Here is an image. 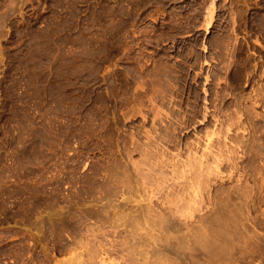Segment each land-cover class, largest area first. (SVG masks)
<instances>
[{"label": "rangeland", "instance_id": "1", "mask_svg": "<svg viewBox=\"0 0 264 264\" xmlns=\"http://www.w3.org/2000/svg\"><path fill=\"white\" fill-rule=\"evenodd\" d=\"M137 1L0 0V264H64L68 260L71 262L73 253L85 252L86 248H89L93 256H97L101 249L99 241H103L102 239L107 238L112 242L121 237H129L128 235H132L130 233L147 236L148 230L154 235H160L158 244L176 242L178 239L175 240L174 237L177 233L173 231V227L164 229L168 220L172 225L173 221L179 222L181 231L184 232L181 221L196 223L195 221L201 218L213 220L211 228L217 239L222 236V240L228 236L229 233L226 232L232 230L231 235L236 237L233 235L231 238L230 234L229 236L232 241L235 239V243L233 245L229 242L228 245L237 248V245L247 243L246 248L249 245L255 249L248 246V250L252 249L253 254L257 251L252 258H259V255L264 257V243L260 242V237L264 238V0ZM209 7H213V11ZM207 12L213 13H210V21L209 16H204L209 14ZM206 24L207 28L204 26ZM216 44L224 49L215 46ZM174 66L176 67L173 68ZM171 67L172 71L175 70L176 77L172 76ZM154 68L166 78L171 74L170 78L165 80V76L161 74L160 77L159 72L156 75ZM177 74L180 78L178 81ZM137 77L142 81V85L147 81L145 88L144 85L141 88V83V86L138 85ZM156 78L158 84L156 81L152 82ZM161 83L164 86H161ZM137 85L140 87L138 90L143 89L145 92L135 91ZM156 85H160L161 89L164 87L158 91L162 92L161 97L157 93V88H160ZM167 87H170V90ZM176 87L181 91H177ZM150 88L156 90L151 93L148 90ZM163 90H167L168 94L164 95ZM146 93L147 96L143 95ZM149 93H155L154 97ZM140 95L145 98L141 96V99L137 98L140 101H137L135 96ZM148 96L152 99L147 98ZM216 96L220 99L219 102ZM162 97L167 99V103L160 102ZM171 98L174 103L170 101ZM153 99L156 101H152ZM134 101L143 106H138ZM171 104H176L173 105L175 110L173 107L170 109ZM168 105L171 106L166 110ZM185 107H189V110ZM142 108L149 114L143 112ZM154 109H158L160 114ZM165 113L168 117L172 116V119L164 117ZM152 114L156 118L151 117ZM178 115L183 119L190 116L189 123L193 119L196 121L190 124L191 128L188 126L184 131H175L181 134V138L185 134L188 138L184 139L190 140L187 142L194 141V145L198 144L201 136L195 131L204 133V130L205 135L208 132L211 136L214 125L213 130L220 132L215 134L214 138L211 137L212 140L217 137L215 141L220 139L221 143L225 139L223 135L230 137L233 144L228 141L229 146L227 139L223 144L225 143L226 150L228 147L232 150L228 149L226 152L222 146L229 156L226 158L227 155H223L217 170H170L185 161L182 159L185 156L184 150L180 154L178 149L173 150L172 147H168L169 150L165 148V151L162 148L164 156L161 155V158L157 159L155 154L160 148L153 145L152 150H157L152 154L157 158L152 157L157 160L152 159L147 152L146 155L143 153L145 150L150 153L152 151L148 145L155 143L152 133L158 127L154 128L152 133L150 130L152 126H157L158 119L164 118L160 120L161 123L167 120L172 124ZM215 117L218 119L215 120ZM232 117L234 120H231ZM153 118L157 119L153 120L156 125L151 124ZM169 122L165 121L162 125L168 126ZM162 125L160 129L163 128ZM218 126L221 129H217ZM234 134L238 137L235 138L236 143L233 141ZM147 136L153 139L149 140ZM209 136L207 138L206 135L203 140L202 136L200 137L202 143L200 142L198 147H202L203 143L206 145L201 149L195 146L197 149H193L196 151L194 155L197 156L202 149L204 151L207 144L214 143L210 141ZM135 141H140L141 144H146L147 141L148 145L145 147L143 144L141 147V144ZM139 146L143 152L139 151ZM124 151L133 155L125 154ZM158 152L157 154H160ZM147 155L151 159L147 158ZM232 160L235 163L231 162ZM134 161L138 167H143L138 168L139 170L136 166L133 168ZM138 161L142 164L138 165ZM161 161L164 164L170 161L167 164L171 165L169 169H164L166 165L162 164L163 172L151 171V165L155 168ZM232 163L235 164L233 169ZM160 167L157 169L160 170ZM195 172L199 174V178ZM145 173L147 175H144ZM141 177H145L144 180L149 183ZM189 179L195 181L190 182ZM197 200L199 203H193ZM226 204L229 212L225 210ZM140 205H144V210L149 205L148 211L154 208L150 213L155 210L160 218L155 217L156 221H151L152 218L138 219V216L144 215V212H139ZM137 211L140 215L136 218ZM117 212V217L111 215H117ZM224 212L228 215L223 214ZM221 213L227 216L228 221ZM151 214V217L156 215ZM178 218L180 221L177 222ZM221 223L227 224H224L228 228L226 231ZM256 237L260 239L259 242L253 239ZM217 239H214L207 249L202 247V251L209 250L208 254L214 257L213 260H218L217 262L222 257L225 260L220 262L227 263L226 258L232 254L234 257L238 256L241 248H244L238 246L241 250L233 253V249H237H232L225 243L219 245L220 239ZM250 239L253 241L252 245L249 243ZM236 240L237 243L245 240L247 242L236 244ZM68 245L73 248V251L69 249L72 254L68 253ZM224 245L227 249L230 247V250L225 251ZM192 247L201 246L195 243ZM256 255L258 256L255 257ZM246 259L238 264L248 263L249 259ZM253 260L252 262L257 264L264 263V259L263 263L256 262L258 259ZM96 261L97 258L93 260L97 264ZM169 263L173 264V258L165 264Z\"/></svg>", "mask_w": 264, "mask_h": 264}, {"label": "bare ground", "instance_id": "2", "mask_svg": "<svg viewBox=\"0 0 264 264\" xmlns=\"http://www.w3.org/2000/svg\"><path fill=\"white\" fill-rule=\"evenodd\" d=\"M137 1V0H136ZM138 2V1H137ZM140 2H142V1H140ZM144 3V2H143ZM145 3H146V1H145ZM144 3V4H145ZM148 3V2H147ZM139 4H141V3H139ZM143 4H141V6H142ZM207 6H210V5H207ZM160 9V8H159ZM209 9H214L213 7H209ZM208 9L206 8V11H207ZM210 10V11H211ZM141 11V10H140ZM213 11V10H212ZM119 12V11H118ZM154 12V11H153ZM198 13V12H197ZM207 13H209V12H207ZM210 13H212V12H210ZM207 14V15H204V16H206L205 18H207V16H209L208 17V21H210L209 19L212 17V15L211 14ZM213 14V13H212ZM123 15V14H122ZM210 15H211V17H210ZM203 16V17H204ZM116 17H117V15H116ZM115 17V18H116ZM200 17V16H199ZM120 19V18H119ZM126 19V18H125ZM133 19V18H132ZM189 19V18H188ZM113 20V19H112ZM127 20V19H126ZM204 20H206V19H204ZM195 21V20H194ZM207 21V20H206ZM206 21H204V22H206ZM208 21H207V23H208ZM134 22H135V20H134ZM203 22V24H205ZM122 23H124L123 21H122ZM126 23V22H125ZM124 23V24H125ZM130 23V22H129ZM211 23V22H210ZM192 24V23H191ZM199 24V23H198ZM178 25V24H177ZM212 25V24H211ZM118 26H120V25H118ZM129 26V25H128ZM204 26H206L205 28H207V24L206 25H204ZM121 27V26H120ZM131 27V26H130ZM172 27V26H171ZM173 27H175V26H173ZM179 27V26H178ZM177 27V28H178ZM194 27V26H193ZM176 28V29H177ZM182 28V27H181ZM180 28V29H181ZM188 28V27H187ZM171 29H173V28H171ZM175 29V28H174ZM183 29V28H182ZM117 30V29H116ZM178 30V29H177ZM134 32V31H133ZM170 31L168 30V33H169ZM138 33V32H137ZM167 33V34H168ZM172 33V32H171ZM177 33V32H176ZM162 34V33H161ZM166 34V35H167ZM176 35V34H175ZM169 36H171V35H169ZM174 36V35H173ZM114 38V37H113ZM174 38V37H173ZM166 39V38H165ZM219 39V38H218ZM164 40V39H163ZM176 41L175 39H172V41ZM221 42V41H220ZM113 43V42H112ZM116 43V42H115ZM147 43V42H146ZM217 43V42H216ZM222 43V42H221ZM211 44V43H210ZM212 45V44H211ZM219 45V44H218ZM217 44L215 45V46H218ZM227 45V44H226ZM114 46V45H113ZM223 46V45H222ZM112 47V46H111ZM218 47H220L221 48V46H218ZM226 47V46H225ZM114 48H115V46H114ZM190 48V47H189ZM184 49V48H183ZM188 49V48H187ZM221 49H224V48H221ZM227 51H228V49H226ZM230 51H232L231 49H229ZM113 51V50H112ZM190 52V51H189ZM229 52V51H228ZM232 53V52H231ZM228 54H230V53H228ZM224 55V54H223ZM188 57H189V55H188ZM228 57H230V56H228ZM221 58V57H220ZM226 58V57H225ZM157 59V58H156ZM226 60V59H225ZM229 60V59H228ZM229 62H231V61H229ZM115 63H116V61H115ZM153 64V63H152ZM181 64V63H180ZM194 64V63H193ZM159 65V64H158ZM162 65V64H161ZM227 65V64H226ZM154 66H155V64H154ZM157 66V65H156ZM165 66V65H164ZM167 66V65H166ZM177 66V65H176ZM176 66H174L173 68H175ZM158 68H160V66H157ZM178 67H179V65H178ZM182 67V66H181ZM180 67V68H181ZM226 67V66H225ZM167 68H169V67H167ZM166 68V69H167ZM187 68H188V66H187ZM113 69V68H112ZM140 69H142L141 67H140ZM154 69H156V68H154ZM171 69V71H172V67L170 68ZM225 69V68H224ZM115 70V69H114ZM148 70V69H147ZM177 70L178 69H176V72H177ZM180 70V69H179ZM118 71V70H117ZM148 71H150V70H148ZM171 71H169V72H171ZM175 71V70H174ZM174 71H172L173 73H172V76H175L176 77V73H174ZM184 71V70H183ZM137 72V71H136ZM139 72V71H138ZM144 72H146V71H144ZM153 72V71H152ZM151 72V73H152ZM155 72V71H154ZM159 72V71H158ZM157 69H156V75H157ZM177 73H179V71L177 72ZM133 74V73H132ZM136 74V73H135ZM138 74V73H137ZM161 74L162 73H160L159 72V76L160 77H162V76H165V75H163L162 74V76H161ZM168 74V73H167ZM174 74V75H173ZM139 75V74H138ZM137 75V76H138ZM150 75V74H149ZM171 75V74H170ZM170 75L169 76H167V78L169 77L170 78ZM235 75V74H234ZM140 77V76H139ZM139 77H137L136 79H137V83H138V85L142 82H140L139 81ZM144 77H146V76H144ZM144 77H141V78H144ZM155 77V76H154ZM175 77H173V78H175ZM187 77V76H186ZM112 78V77H111ZM125 78H126V76H125ZM128 78V77H127ZM148 78V77H147ZM150 78V77H149ZM148 78V79H149ZM165 78H166V76H165ZM167 78L165 79V80H167ZM177 81L180 79L179 78V75L177 74ZM181 78H182V76H181ZM207 78V77H206ZM144 79H146V78H144ZM144 79H142V80H144ZM151 79V78H150ZM153 79H155V78H153ZM164 78H162V80H163ZM132 80V79H131ZM152 80V79H151ZM160 80V79H159ZM161 80V81H162ZM168 80H170V79H168ZM182 80V79H181ZM218 80V79H217ZM145 81V80H144ZM143 81V82H144ZM157 83H156V82ZM170 81H172V79L170 80ZM170 81H167V82H170ZM173 81H174V79H173ZM133 82V81H132ZM150 82V81H149ZM152 82H154V83H156V84H158V80H157V78H156V80H153ZM175 82V81H174ZM111 83H113V82H111ZM135 83V82H134ZM136 83V84H137ZM146 83V85H147V81L145 82ZM145 83H143V85L145 84ZM162 83H166V82H164V81H162ZM161 83V86H164L163 84ZM171 83V82H170ZM124 84V83H123ZM160 84V83H159ZM167 84V83H166ZM165 84V85H166ZM172 84V83H171ZM174 84V83H173ZM195 84V83H194ZM219 84V83H218ZM112 85V84H111ZM114 85V84H113ZM138 85H137V87H136V89H134L135 91L136 90H138L137 88H139L140 89V87H138ZM141 85H142V83H141ZM141 85H139V86H141ZM143 85H142V87L141 88H143ZM146 85H144V88H145V86ZM149 85H151V84H149ZM152 85H154V84H152ZM170 85V84H169ZM217 85V84H216ZM115 86V85H114ZM133 86V85H132ZM156 86H158V85H156ZM156 86H153V88L154 87H156ZM160 86V85H159ZM158 86V87H159ZM176 86V85H175ZM175 86H173L172 85V87H175ZM149 87V86H148ZM166 87V86H165ZM171 87V86H170ZM170 87H167L168 89L170 88ZM121 88V87H120ZM147 88V87H146ZM153 88H150V89H148L149 91H151V93H153L152 91H155ZM160 88V90H158V88H157V93H159L158 91H161L162 89H161V87H159ZM166 88V89H167ZM182 88V87H181ZM171 89H173V88H171ZM178 89H180V88H178ZM178 89H177V87H176V90L178 91ZM109 90V89H108ZM112 90V89H111ZM122 90V89H121ZM141 90H143V89H141ZM141 90H138V92L139 91H141ZM147 90V89H146ZM147 90V91H148ZM170 90V89H169ZM175 90V91H176ZM220 90V89H219ZM144 92H145V90H143ZM146 91V92H147ZM163 91H165L164 92V95H166V94H168V92L166 93V91L167 90H163ZM180 91H181V89H180ZM183 91V90H182ZM223 91V90H222ZM138 92H136V94L138 95ZM170 92V91H169ZM192 93H193V95H194V92L193 91H191ZM125 93V92H124ZM135 93V92H134ZM156 93V92H155ZM154 93V94H155ZM162 92H160L158 95H160ZM186 93H188V91L186 92ZM185 93V94H186ZM139 94H141V92L139 93ZM147 94L148 93H146V94H143V95H146L147 96ZM150 94V93H149ZM153 94V95H154ZM173 94H175V92L173 93ZM176 94H178V92L176 93ZM181 94V93H180ZM113 95V94H112ZM111 95V96H112ZM134 95V94H133ZM143 95H140L139 97L138 96H135L134 98L137 100V98H142L141 96H143ZM150 95H152V94H150ZM149 95V96H150ZM152 95V96H153ZM170 95H172V92H171V94H169L168 95V97H169V99H170ZM182 95V94H181ZM187 95V94H186ZM188 95H189V93H188ZM193 95H192V97H193ZM115 96V95H114ZM130 96V95H129ZM149 96L147 97V98H149ZM162 95H160V97H161ZM176 96V95H175ZM174 96V97H175ZM178 96H180V95H178ZM223 96V95H222ZM154 97V96H153ZM158 97V96H157ZM157 97H156V99H157ZM166 97V96H165ZM165 97H162V98H164V99H162L161 98V100H160V102H166L165 100H167ZM167 97V98H168ZM172 97V96H171ZM177 97V96H176ZM218 96H216L215 98L216 99H218L217 98ZM220 97V96H219ZM224 97V96H223ZM127 98V97H126ZM143 98H145L144 96H143ZM159 98V97H158ZM185 98V97H184ZM190 98V97H189ZM195 98V97H194ZM113 99V98H112ZM121 99H122V97H121ZM120 99V100H121ZM149 99H152V97L151 98H149ZM156 99H153L152 101H156ZM172 100H170V101H172L173 102V98H171ZM176 99V98H175ZM147 100V99H146ZM181 100H182V98H181ZM195 100V99H194ZM219 100L220 99H218V102H219ZM132 101V100H131ZM137 101H140V100H137ZM137 101H134L136 104L137 103H139V102H137ZM145 101V100H144ZM148 101H150V100H148ZM169 101V100H168ZM169 101V102H170ZM184 101V100H183ZM133 102V101H132ZM142 102V101H141ZM140 102V103H141ZM159 102V101H158ZM169 102H168V104H169ZM175 102V101H174ZM173 102V103H174ZM177 102H179V100H177ZM191 102V104H193L192 103V101H190ZM194 102V104H195V101H193ZM217 102V103H218ZM123 103V102H122ZM148 103H150V102H148ZM155 103V102H154ZM153 103V105H155ZM167 103V102H166ZM171 103V102H170ZM186 103H188L187 102V100H186ZM121 104V103H120ZM151 104V103H150ZM180 104V103H179ZM190 104V103H189ZM212 104H214V103H212ZM221 104V103H220ZM235 104V103H234ZM138 105V104H137ZM161 105V104H160ZM164 106H165V104H163ZM172 105V104H171ZM171 105H168V106H166V107H168V108H166V107H164V106H162V107H164V109L166 108V110L167 109H169V107L171 106ZM174 105V104H173ZM171 106L170 107V109L173 107L174 108V106L176 105H174V106ZM188 105V104H187ZM218 105V104H217ZM216 105V106H217ZM136 106V105H135ZM138 106H141L140 104L138 105ZM142 106H143V104H142ZM141 106V107H142ZM150 106H152V105H150ZM156 106V105H155ZM194 106V105H193ZM137 107V106H136ZM136 107H135V111H136ZM192 107V106H191ZM195 107H196V105H195ZM220 107V106H219ZM131 108V107H130ZM152 108H154V107H152ZM155 108H157V106L155 107ZM186 108V107H185ZM187 108H189V107H187ZM186 108V110L188 111L189 109H187ZM115 109V108H114ZM137 109H138V111L140 110L138 107H137ZM143 109L144 108H142V111H143ZM159 109V112H160V107L158 108ZM158 109H156V111H155V109H154V111L155 112H157V110ZM176 108H174V110H175ZM180 109H181V107H180ZM179 109V111H181ZM193 108H191V110H192ZM195 109V108H194ZM133 110V109H132ZM150 110H151V108H150ZM183 110V109H182ZM185 110V111H186ZM204 110V109H203ZM238 110V109H237ZM125 111V110H124ZM153 111V110H152ZM153 111V113H155ZM162 111V110H161ZM168 111H170V110H168ZM167 111V112H168ZM173 111V110H172ZM178 111V110H177ZM184 111V110H183ZM183 111H181V112H183ZM187 111L185 112V114L187 113ZM195 111H196V109H195ZM206 111V110H205ZM217 111L218 110H216V113H217ZM232 111V110H231ZM114 112V111H113ZM131 112V111H130ZM143 112H145V111H143ZM165 112V111H164ZM171 112V111H170ZM174 112H176V111H174ZM191 112V111H190ZM189 112V113H190ZM194 112V111H193ZM214 112V111H213ZM122 113V112H121ZM132 113H133V111H132ZM140 113V112H139ZM145 113H147V112H145ZM161 113V112H160ZM160 113H158L157 112V114H160ZM169 113V112H168ZM172 113V112H171ZM171 113H169V115H171ZM178 113H180V112H178ZM192 113V112H191ZM196 113V112H195ZM195 113H194V115H195ZM221 113V112H220ZM230 113V112H229ZM137 114V113H136ZM141 114V113H140ZM147 114H149V113H147ZM156 114V113H155ZM157 114L155 115V116H157ZM163 113H161V115H162ZM166 114V113H165ZM175 115H176V113H174ZM184 114V113H183ZM183 114L182 115H180V116H183ZM197 114V113H196ZM225 114V113H224ZM236 114V113H235ZM139 115V114H138ZM153 115V116H152ZM151 115V117H155L154 116V114H152ZM179 115H178V118H179ZM192 115V114H191ZM203 115H205V114H203ZM202 115V116H203ZM213 115V114H212ZM211 115V116H212ZM214 115H215V113H214ZM238 115V114H237ZM127 116V115H126ZM140 116V115H139ZM143 116V115H142ZM167 116V119L168 118H171L172 116H170V117H168V114H166V115H164V117H166ZM186 116H187V114H186ZM185 116V119H183V117L181 118H179V120L176 122V120L178 119V118H174V120L172 121V124H171V122H169V121H167V120H165L166 122H169V124H168V126H167V124L165 125V126H163L164 125V122L163 123H161L160 122V120L161 119H158L159 120V122H158V124L160 123V125H162L163 126V128H164V132H163V128L162 129H160V125L158 126V124H157V126H155V127H153L152 126V128H151V130H150V133H152L151 131H154V128H156V127H158V131L160 132V130H162V132H158L157 130H155V132H156V134H158V135H156L155 134V132H153L152 133V137H154V140H155V143L154 144H149L148 145V143H147V141H146V144L145 143H143V144H145L144 146L145 147H147V145L149 146V148H150V150H152V146L154 145L155 147H159L160 148V151L162 150V148H163V151H165V148H167L168 149V147H172V149L173 150H176V149H178L177 151L179 152L180 151V154H181V151H183L184 150V152H185V154L183 153V155H185L186 156V158H185V156H183V158L182 159H185V161L183 160L182 161V159H180L181 161V164H179L178 166H175V167H172V168H170V170L171 169H173V170H190V172H192L191 170H213L214 168V170H217L218 169V167L221 165V163H220V161H221V158L223 157V155L225 156V155H227L226 154V152H228L229 150L228 149H230V150H232L231 149V147H228V149L226 150V145H225V143L223 144V142H224V140L225 139H227V144H228V141H230V137L228 138V136L226 137V136H224L223 135V137L225 138L221 143H220V137L218 138L219 140H217V141H215L216 139H217V137H215L216 139L214 140H212V138L211 137H213L215 134H218L219 132H217V130H216V132L213 130L214 128H215V125H214V128H212V132L210 133V135L211 136H209V134H207L206 133V135H207V138H208V136H209V138H211V140L210 141H214V143H212V144H207V146L206 147H208V145H209V148H207V150H206V147H205V150L206 151H209V152H207L206 153V151L204 150L203 151V149L202 150H200L198 153L199 154H197V156L196 155H194V154H196L195 152L196 151H194L193 149H197V148H195V146L196 147H198L199 145V143L201 142L202 143V141H200L201 140V138H202V140L203 139H205L204 137H206V135H205V132L206 131H204V130H202L204 133H199L200 131H195V132H198V134H201V138L199 137V135H198V137H199V142H197V138L198 137H196L195 138V140H196V142L198 143L197 145H194V143L192 142V144H189V143H191V142H187V141H190V140H187L186 141V139L188 138H186L185 137V134L183 135L184 137H182L181 138V134H178V133H176V132H178V131H180V130H183L184 131V129L186 128V129H188V126H190V124L191 123H194V122H196V121H193L194 119V117L192 118L193 120H191V122L189 123V119L191 118L189 115V119L187 118ZM193 116V115H192ZM196 116V115H195ZM217 116V115H216ZM128 117H129V115H128ZM158 117V116H157ZM159 117H162V116H159ZM173 117H177V116H174L173 115ZM205 117V116H204ZM203 117V121H205V118ZM213 117V116H212ZM113 118V117H112ZM130 118V117H129ZM128 118V119H129ZM156 118V117H155ZM216 118L217 117H215L214 119L216 120ZM224 118V117H223ZM126 119V118H125ZM132 119V118H131ZM143 119H145V117H143ZM172 119V118H171ZM181 119H183V120H181ZM218 119V118H217ZM124 120V119H123ZM142 120V119H141ZM149 120H150V118H149ZM156 121L154 118L152 119V121ZM162 120H164V118L162 119ZM161 120V121H162ZM170 120V119H169ZM201 120V121H202ZM231 120H234V118L232 117L231 118ZM231 120H229L230 121V123H233V121L231 122ZM112 121H114V120H112ZM151 122V124L152 123H155V122ZM174 121H175V123H174ZM193 121V122H192ZM124 122V121H123ZM217 122V121H216ZM218 122L220 123V121L218 120ZM202 123V122H201ZM241 123V122H240ZM137 124V123H136ZM214 124V123H213ZM229 124V123H228ZM237 124H238V121H237ZM155 125H156V123H155ZM232 125V124H231ZM192 126V125H191ZM191 126H190V128H191ZM221 126V125H220ZM167 127V128H166ZM233 127V126H232ZM210 128H211V126H210ZM219 128V126L217 127V129ZM227 128H228V126H227ZM139 129V128H138ZM165 129H167L166 131H165ZM198 129V128H197ZM204 129V128H203ZM219 129H221V127L219 128ZM228 129H230V128H228ZM206 130V129H205ZM226 130V129H225ZM138 131V130H137ZM144 131V130H143ZM176 131V132H175ZM186 131V130H185ZM209 132H210V130H208ZM187 132V131H186ZM225 132H227V131H225ZM120 133V132H119ZM146 133V132H145ZM180 133V132H179ZM182 133V132H181ZM222 133V132H221ZM235 133H237V132H235ZM129 134H131V133H129ZM147 134V133H146ZM149 134V133H148ZM153 134L155 135V136H153ZM145 135V134H144ZM204 135V136H203ZM119 136V135H118ZM117 136V137H118ZM130 136V135H129ZM129 136L127 137V138H129ZM232 136H233V134H232ZM231 136V138H233ZM132 137V136H131ZM144 137V136H143ZM149 136H147V138H148ZM151 137V136H150ZM149 137V138H150ZM155 137H157L156 139H155ZM184 138H186V139H184ZM192 138H194V136L192 135ZM214 138V137H213ZM235 138H238L237 137V135H236V137H235V134H234V139H233V141L235 140ZM136 139V138H135ZM139 139V138H138ZM137 139V140H138ZM151 139H153V138H150L149 140H151ZM221 139H222V137H221ZM229 139V140H228ZM140 140V139H139ZM154 140H153V142H154ZM156 140H158V142H156ZM183 140H185V141H183ZM131 141H132V139H131ZM236 141H237V139L235 140V143H236ZM241 141V140H240ZM123 142V141H122ZM136 143H137V141H135ZM140 142V141H139ZM137 143V144H141V143ZM148 142H150V141H148ZM205 142H206V140H205ZM226 142V141H225ZM232 141H230L229 142V144L231 143ZM152 143V142H151ZM208 143V142H207ZM234 143V144H235ZM143 144H141L140 146L142 147L143 146ZM196 144V143H195ZM204 144L206 145V143H203V145H202V147L204 146ZM214 144V145H213ZM228 144V145H229ZM231 144H233V142L231 143ZM122 145V144H121ZM131 145V144H130ZM151 145V146H150ZM192 145H193V147H192ZM236 145H238V143L236 144ZM139 146V147H140ZM210 146H211V148L212 149H210ZM222 146H224V148H225V150H226V152H225V150L222 148ZM230 146V145H229ZM141 147H140V149H139V151L141 150ZM201 147V145H200V147H198V148H202ZM233 147V146H232ZM136 148H138V146L136 147ZM204 148V147H203ZM133 149V148H132ZM145 149H147V148H145ZM154 149V148H153ZM166 149V150H167ZM208 149H210V150H208ZM223 149V150H222ZM157 150V149H156ZM156 150L154 151V150H152L151 151V153L149 152V150H145L144 152H143V150H141L145 155H146V153L145 152H147V154H149L150 156H151V158L153 159V158H155L156 156H158V158L157 159H159V157L161 156V155H163L164 153H163V151H159V149H158V151L160 152V154H157V152H156ZM169 150V149H168ZM171 150V149H170ZM235 150V149H234ZM237 150V149H236ZM126 151H128V150H126ZM132 151V150H131ZM130 151V152H131ZM134 151V150H133ZM154 151V152H153ZM176 151V152H177ZM201 151H203L201 154H200V152ZM125 152V151H124ZM123 152V153H124ZM152 152L155 154V152H156V156L154 155V154H152ZM158 152V153H159ZM168 152V151H167ZM177 152V153H178ZM194 152V153H193ZM223 152H225V154H222ZM122 153V154H123ZM126 153H128V152H125V154ZM138 153V152H137ZM143 153H142V155H143ZM171 153V152H170ZM208 153H210V154H208ZM234 153V152H233ZM124 154V155H125ZM129 154V153H128ZM130 154H132V153H130ZM129 154V155H130ZM167 154V153H166ZM165 154V155H166ZM187 154V155H186ZM133 155V154H132ZM145 155H143V156H145ZM139 156V155H138ZM150 156H146L147 158H149ZM152 156H155V157H152ZM164 156V155H163ZM162 156V157H163ZM177 156V155H176ZM176 156H175V158H176ZM181 156V155H180ZM229 156V154L226 156V158ZM234 156V155H233ZM126 157V156H125ZM131 157V156H130ZM166 157V156H165ZM173 157V156H172ZM151 158H149V159H151ZM155 158V159H156ZM161 158V157H160ZM179 158V157H178ZM181 158V157H180ZM234 158V157H233ZM128 159V158H127ZM141 159V158H140ZM139 159V160H140ZM146 159V158H145ZM145 159L143 160V161H145ZM148 159V160H149ZM156 159V160H157ZM165 159V158H164ZM170 159V158H169ZM169 159H166V161L167 160H169ZM230 159V158H229ZM147 160V159H146ZM163 160V159H162ZM172 160V159H171ZM174 160V159H173ZM177 160V159H176ZM234 160V159H233ZM233 160L231 161V162H233ZM237 160V159H236ZM133 161V160H132ZM142 161V162H143ZM160 161V160H159ZM163 161H165V160H163ZM163 161H161L160 162V165L158 166V163L156 164L158 167H160L162 164L163 165H166L167 166V164L170 162H168V163H166V164H164L163 163ZM179 161V160H178ZM230 161V160H229ZM135 162V161H134ZM140 161H138V165H141L142 163L140 162ZM150 162H151V160H150ZM154 162V161H153ZM172 162V161H171ZM180 162H178V163H180ZM174 163H175V161H174ZM174 163H173V165H174ZM219 163H220V165H219ZM233 163H235V161L233 162ZM231 164V169H233V166L235 165V164ZM237 163V162H236ZM155 164V163H154ZM172 164V163H171ZM145 165V164H144ZM156 165H155V168H154V165H151L152 167H153V169H152V167L149 165L148 166V168L150 169V167H151V171L153 170H157V171H159L160 173L161 172H163L162 170H163V167L164 166H161L160 167V170H161V168H162V170L160 171L159 169H157L158 167H156ZM236 165H239V164H236ZM132 166V165H131ZM130 166V167H131ZM135 166H136V168L138 169V168H140V167H143V165L142 166H140V167H138L137 165H136V162L134 163V166H133V168H135ZM164 167V169H169L168 167H170L171 165H169V166H167V167ZM228 166V165H227ZM228 167H230V163H229V166ZM235 167V166H234ZM213 168V169H212ZM217 168V169H216ZM107 169V168H106ZM136 169V170H137ZM145 169V168H144ZM166 169V170H167ZM236 169V168H235ZM133 170V169H132ZM139 170V169H138ZM140 170H142V169H140ZM146 170V169H145ZM227 170H228V168H227ZM156 171V172H157ZM136 172V171H135ZM147 173H148V175L150 174V172H148V171H146ZM159 172H157V173H159ZM200 172V171H199ZM215 172V171H214ZM228 172H230V170L228 171ZM138 173V172H137ZM143 173H144V171H143ZM147 173H145L144 175H147ZM152 173V172H151ZM154 173V172H153ZM160 173H159V176H160ZM173 173V172H172ZM177 173V172H176ZM196 173V172H195ZM201 173H202V171H201ZM225 173H226V171H225ZM165 174V173H164ZM223 174V173H222ZM143 174H141V176H142ZM155 175H157V174H155ZM193 175V174H192ZM205 175V174H204ZM228 175V174H227ZM237 175V174H236ZM242 175V174H241ZM138 176V175H137ZM153 176V175H152ZM166 176V175H165ZM200 176H201V174H200ZM220 176H221V174H220ZM223 176V175H222ZM104 177V176H103ZM147 177V176H146ZM149 177V176H148ZM162 177V176H161ZM192 177V176H191ZM196 177L197 178H199V174H197L196 173ZM195 177V178H196ZM237 177V176H236ZM140 178V177H139ZM145 178V177H144ZM144 178H142L141 177V179H143L144 180ZM151 178V177H150ZM149 178V179H150ZM156 178V177H155ZM189 178V177H188ZM194 178V177H193ZM192 178V179H193ZM224 178V177H223ZM228 178V177H227ZM140 179V180H141ZM146 179V178H145ZM169 179V178H168ZM191 179V178H190ZM190 179H189V181H190ZM222 179V178H221ZM142 180V182H144V181H146V180H144L143 181ZM148 180V179H147ZM162 180V179H161ZM200 180V179H199ZM237 180V179H236ZM238 180H240V178L238 179ZM237 180V181H238ZM151 181V180H150ZM191 181H195V180H191ZM190 181V182H191ZM206 181H208V180H206ZM223 181V180H222ZM224 181H227V180H224ZM243 181V180H242ZM137 182V181H136ZM141 182V181H140ZM146 182H148L149 183V181H146ZM152 182H153V180H152ZM190 182H188V184L190 183ZM225 183V182H224ZM229 183V182H228ZM123 184H124V182H123ZM143 184V183H142ZM151 184V183H150ZM192 184V183H191ZM124 185H126V183L124 184ZM128 185V184H127ZM138 185H140V184H138ZM173 185V184H172ZM226 185V184H225ZM123 186V185H122ZM144 186V185H143ZM241 186V185H240ZM127 187V186H126ZM150 187V186H149ZM190 188H191V186H189ZM206 187V186H205ZM205 187H204V190H205ZM228 187V186H227ZM232 187H234L233 185H232ZM243 187V186H242ZM145 188V187H144ZM226 188V187H225ZM130 189V188H129ZM133 189V188H132ZM150 189V188H149ZM193 189V188H192ZM191 189V190H192ZM208 189V188H207ZM219 189V188H218ZM237 189V188H236ZM131 190V189H130ZM134 190V189H133ZM190 190V189H189ZM194 190V189H193ZM225 190V189H224ZM229 190V189H228ZM167 191V190H166ZM175 190H173V192H174ZM215 191V190H214ZM127 192H128V190H127ZM230 192H231V190H230ZM239 192H240V189H239ZM176 193H177V191H176ZM218 193V192H217ZM235 193V192H234ZM245 193V192H244ZM233 194V193H232ZM240 194V193H239ZM243 194V193H242ZM174 195V194H173ZM182 195V194H181ZM181 195H179V196H181ZM237 195V194H236ZM178 195H176V197H177ZM228 196V195H227ZM230 196V195H229ZM233 196V195H232ZM149 197V196H148ZM153 197V196H152ZM152 197H150V198H152ZM165 197V196H164ZM196 197V196H195ZM207 197H208V195H207ZM104 198V197H103ZM124 198V197H123ZM201 198V197H200ZM229 198V197H228ZM235 198V197H234ZM99 199V198H98ZM125 199H126V197H125ZM144 199V198H143ZM154 199H155V197H154ZM162 199V198H161ZM168 199V198H167ZM193 199V198H192ZM209 199V198H208ZM245 199V198H244ZM103 200V199H102ZM148 200V202H149V199H147ZM151 200V199H150ZM230 200V199H229ZM234 200H236V199H234ZM110 201V200H109ZM119 201V200H118ZM139 201V200H138ZM176 201V200H175ZM221 201V200H220ZM227 201V200H226ZM141 202V201H140ZM165 202V201H164ZM199 203V201L197 200V201H193V203ZM107 203V202H106ZM109 203V202H108ZM168 203V202H167ZM174 203H176V202H174ZM241 203V202H240ZM229 204H230V202H229ZM103 205H105V204H103ZM102 205V207H104ZM106 205H108V204H106ZM112 205V204H111ZM142 205V204H141ZM140 205V206H141ZM227 205V204H226ZM226 205H224L225 206V210L227 211V212H229V208H228V205L226 206ZM235 205V204H234ZM241 205V204H240ZM110 206V205H109ZM114 206V205H113ZM117 206H118V204H117ZM147 207L149 208V205H147L145 208V210H144V205L143 206H141V207H139L140 208V210H139V212L141 211L144 215H142V217H141V215H140V213L138 214V211H137V213L135 214V217L137 218V216L138 215H140V217L138 216V219L139 218H142V219H148V220H150V218H152L151 219V221L155 218V217H157L158 218V215L156 214V212H155V210L153 211L154 213H152L153 215L154 214H156V215H152L150 212H152V209H154V208H152L150 211H148L147 210ZM151 207V206H150ZM159 207V206H158ZM240 207V206H239ZM243 207V206H242ZM105 208V207H104ZM106 208H108L107 206H106ZM111 208V207H110ZM114 208V207H113ZM143 208V209H142ZM232 208V207H231ZM241 208V207H240ZM251 208V207H250ZM115 209H116V207H115ZM228 209V210H227ZM223 210V209H222ZM224 210V211H225ZM112 211V213H113V210H111ZM110 211V212H111ZM176 211V213H178V211L177 210H175ZM235 211V210H234ZM241 211V210H240ZM158 212V211H157ZM227 212H224L223 214H225L226 213V215H228L227 214ZM242 212V211H241ZM243 212H245V211H243ZM253 212V211H252ZM116 213V212H115ZM115 213L114 214H111V215H113V216H115V217H117L118 216V212H117V215H115ZM133 213V212H132ZM141 213V214H142ZM151 214L153 217H151L149 214ZM167 213V212H166ZM126 214V213H125ZM204 214V213H203ZM222 214V213H221ZM222 214V216H224ZM236 214H237V210H236ZM255 214V213H254ZM234 215V214H233ZM262 215V214H261ZM113 216L111 217V219L113 218ZM122 216V215H121ZM120 216V217H121ZM222 216H221V218H222ZM231 216V215H230ZM229 216V217H230ZM114 217V218H115ZM178 217V216H177ZM226 219H227V221H228V218H227V216H224ZM223 217V219H225ZM232 217V216H231ZM236 217V216H235ZM234 217V218H235ZM260 217V216H259ZM262 217V216H261ZM63 218V217H62ZM159 218H160V216H159ZM158 218V219H159ZM170 218V217H169ZM172 218V217H171ZM111 219H110V221H111ZM116 219V218H115ZM156 219V218H155ZM154 219V221H156ZM173 219V218H172ZM171 219V220H172ZM179 219V218H178ZM216 219V218H215ZM231 219V218H230ZM240 219V218H239ZM249 219V218H248ZM54 220H55V217H54ZM57 220V219H56ZM60 220H61V218H60ZM144 220V221H145ZM166 220V219H165ZM170 220V221H171ZM242 220V219H241ZM257 220V219H256ZM53 221V220H52ZM59 221V220H58ZM63 221V220H62ZM109 221V220H108ZM163 221V220H162ZM161 221V222H162ZM167 221V220H166ZM173 221V220H172ZM176 221V220H175ZM178 221H180V219L179 220H177V222ZM226 221V220H225ZM224 221V222H225ZM233 221V220H232ZM239 221V220H238ZM258 221V220H257ZM54 222V221H53ZM158 222H160V220L158 221ZM196 223H194V222H187V221H184V222H182L181 221V224H183V226H184V232H182L181 230H182V228H180V227H182L181 225H180V223L178 222V223H176V222H174L173 221V225H172V222H169V220L165 223V226H164V229H170V228H172L173 227V231L175 232V233H177V235H176V237H174V239L175 240H177L176 242H169V243H164V244H158L157 243V240H158V238H160L159 236H157V235H154L153 234V232L151 231V230H148L147 231V236L146 235H143V234H136V235H133V233H130V234H132V235H128L129 237H121V239H119V240H112V242L111 241H109V240H107V238H105V240H107L105 243L103 242V241H105L104 239H102L103 241H101V242H103V243H101L100 241H99V244L101 245V249H100V252L98 253V255L97 256H93L92 254H91V252L89 251V248H86V250H85V252H77V253H73V254H75V255H73L71 252L73 251V248H71V246L70 245H68V246H66V247H68V253H70V254H72L73 255V257H72V255H71V262H70V260H68L67 262H65V263H68V262H70V264H96L95 262H93V260L94 259H96L97 258V264L99 263V264H165L166 262H168L169 261V259H171V258H173V264H238V262H241V261H243L244 262V260L246 259V258H248V259H246V260H248V263H249V261L252 263V264H257V263H255V262H252V260L253 259H255V258H252V257H254V255L255 254H257V251H256V253H255V251H254V254L252 253L253 252V250H255L254 249V246H249V245H247V248L249 249V247L250 248H253V250L252 249H250V250H248L246 247H245V245L247 244H244L243 242H247L246 240L245 241H240L241 243H243V244H241V243H237V240H236V244H241L240 246L239 245H237V248H235L236 246H233L235 249H237V250H234L233 249V247H232V245L230 246V244H231V242L233 243V245H234V243L235 242H233V241H235V239H234V237H233V241L231 240V238H232V236L234 235H231V233L230 232H232V230L230 231V232H226V233H229L230 234V236H231V238H230V236H229V234H228V236H225V237H223L222 238V240L220 239V244L219 245H221V243H222V245H223V243H225V244H227L228 245V243L230 242V244L228 245V246H230L232 249H233V251H231V252H233V253H235V251H239V250H241L240 252H239V255L238 256H236V257H234V254H232L231 255V257H228V258H226L227 259V263H224V262H220L221 260H223V258L221 259V258H219L220 259V261L219 262H217L216 260H213L214 259V257L212 258V256L210 255V253L208 254V252H209V250H206V251H202V250H204V248L202 249V247H205L206 249L208 248V247H210L211 246V244H213V241H214V239H217L216 238V236L214 237V235H213V228H211V226H213L212 224H213V220H211V219H199V220H197V221H195ZM221 222V221H220ZM237 222V221H236ZM59 223H61V222H59ZM227 223V222H226ZM226 223H224L225 225H227ZM253 223V222H252ZM221 224H223V223H221ZM223 224V225H224ZM241 224V223H240ZM52 225V224H51ZM56 225V224H55ZM224 225V227L223 228H225V231H226V226ZM57 226V225H56ZM244 227H247L246 225H243ZM55 227V226H54ZM87 227V226H86ZM82 228V227H81ZM233 227H231V229H232ZM86 229V228H85ZM92 229V228H91ZM228 229V228H227ZM234 229V228H233ZM237 229V228H236ZM240 230V229H239ZM245 230V229H244ZM249 230V229H248ZM259 230V229H258ZM91 231V230H90ZM151 231V232H150ZM162 231V230H161ZM186 231V232H185ZM196 231V232H195ZM229 231V230H228ZM251 231V230H250ZM249 231V232H250ZM39 232V231H38ZM180 232H181V234H180ZM197 232L199 233V235H197ZM152 233V234H151ZM169 233V232H168ZM123 234V233H122ZM121 234V236H123ZM161 234V233H160ZM180 234V235H179ZM240 234V233H239ZM215 235H216V232H215ZM261 235V234H260ZM124 236H126V235H124ZM220 236V235H219ZM235 237H236V235H234ZM237 237H239V236H237ZM258 237V236H257ZM253 238V239H256L257 240V242H259L260 241V239L262 240V241H260V242H262V243H264L263 241H264V238L262 239L261 237H260V239L259 238ZM98 238V237H97ZM239 238H241V237H239ZM251 238V237H250ZM95 239V238H94ZM101 239V238H100ZM179 239H181V240H179ZM219 239H217V240H219ZM85 240V239H84ZM239 240V239H238ZM255 241V240H254ZM79 242V241H78ZM98 242V241H97ZM239 242V241H238ZM249 242V241H248ZM253 241L250 239V245H252L251 243H252ZM72 243V242H71ZM87 243V242H86ZM195 243H198V244H200V248L199 247H192V246H194L195 245ZM214 243H216V241L214 242ZM248 243V244H249ZM255 243H256V241H255ZM261 243V244H262ZM235 244V245H236ZM260 244V245H261ZM84 245V244H83ZM70 246V247H69ZM225 246V251H227V250H230V247H228L229 249H227L226 248V245H224ZM223 246V247H224ZM238 246L239 247H243L244 246V248H238ZM249 246V247H248ZM256 246V245H255ZM257 246H258V243H257ZM73 247V246H72ZM86 247H87V245H86ZM91 247V246H90ZM222 247V248H223ZM72 249V251H70L69 249ZM247 250H246V249ZM261 248V247H260ZM75 249V248H74ZM231 249V250H232ZM64 250H66L65 249V247H64ZM91 250V249H90ZM70 251V252H69ZM92 251V250H91ZM208 251V252H207ZM264 252V251H263ZM228 256H230V253L228 252ZM238 254V253H237ZM95 255V254H94ZM112 255H114L115 256V258H114V256H112ZM222 255V254H221ZM251 255V256H250ZM112 256V257H111ZM173 256V257H172ZM211 256V257H210ZM258 255H256L255 257H257ZM261 255H259L258 257L261 259V260H259V258H256V259H258V260H256V262H258V261H260V262H262L263 260L262 259H264V257L262 258V257H260ZM117 258H118V260H117ZM225 258V257H224ZM70 259V258H69ZM225 260V259H224ZM223 260V261H224ZM255 260H253V261H255ZM90 261V262H89ZM89 262V263H88ZM64 263V264H65ZM246 263V262H245ZM244 263V264H245ZM248 263H246V264H248ZM263 263V262H262ZM170 264V263H169ZM250 264V263H249ZM264 264V263H263Z\"/></svg>", "mask_w": 264, "mask_h": 264}]
</instances>
